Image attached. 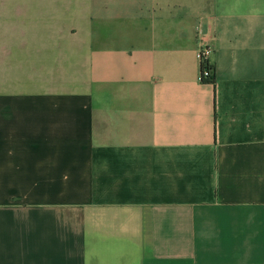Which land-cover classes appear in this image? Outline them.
<instances>
[{
  "label": "crops",
  "instance_id": "obj_1",
  "mask_svg": "<svg viewBox=\"0 0 264 264\" xmlns=\"http://www.w3.org/2000/svg\"><path fill=\"white\" fill-rule=\"evenodd\" d=\"M0 264H264V0H0Z\"/></svg>",
  "mask_w": 264,
  "mask_h": 264
},
{
  "label": "built area",
  "instance_id": "obj_2",
  "mask_svg": "<svg viewBox=\"0 0 264 264\" xmlns=\"http://www.w3.org/2000/svg\"><path fill=\"white\" fill-rule=\"evenodd\" d=\"M209 50V46L207 45H201L198 48L197 55L201 61V64L207 63ZM201 74L205 77H209L211 75V69L209 67H204L203 69H201Z\"/></svg>",
  "mask_w": 264,
  "mask_h": 264
},
{
  "label": "trees",
  "instance_id": "obj_3",
  "mask_svg": "<svg viewBox=\"0 0 264 264\" xmlns=\"http://www.w3.org/2000/svg\"><path fill=\"white\" fill-rule=\"evenodd\" d=\"M204 67H210L209 64L205 63V64H201V69H203ZM209 77H211V79L213 78L212 75H210Z\"/></svg>",
  "mask_w": 264,
  "mask_h": 264
}]
</instances>
